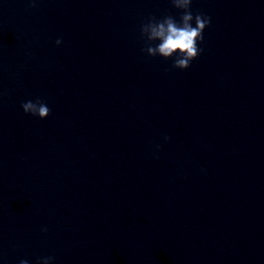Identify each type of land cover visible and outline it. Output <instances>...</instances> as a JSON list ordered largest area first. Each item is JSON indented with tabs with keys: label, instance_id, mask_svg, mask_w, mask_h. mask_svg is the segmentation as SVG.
<instances>
[{
	"label": "water",
	"instance_id": "obj_1",
	"mask_svg": "<svg viewBox=\"0 0 264 264\" xmlns=\"http://www.w3.org/2000/svg\"><path fill=\"white\" fill-rule=\"evenodd\" d=\"M191 10L180 70L169 0H0V264H264V0Z\"/></svg>",
	"mask_w": 264,
	"mask_h": 264
},
{
	"label": "clouds",
	"instance_id": "obj_2",
	"mask_svg": "<svg viewBox=\"0 0 264 264\" xmlns=\"http://www.w3.org/2000/svg\"><path fill=\"white\" fill-rule=\"evenodd\" d=\"M171 6L180 11L179 19L166 15L161 19L149 17L140 26V38L145 41V47L141 49L148 56H159L165 60L174 57L172 68L184 70L190 67L191 62L203 51L198 46L203 41V31L210 25L211 18L203 13L193 14L191 10L192 0H169ZM36 0H28V7L34 8ZM157 42V43H154ZM56 45L61 40L55 41ZM22 111L39 119L46 118L50 109L47 103L40 98L35 101L28 100L21 104ZM167 141L168 137L165 136ZM41 232H47L46 227ZM53 256L40 258L37 264H52ZM19 264H29L28 260L21 259Z\"/></svg>",
	"mask_w": 264,
	"mask_h": 264
}]
</instances>
